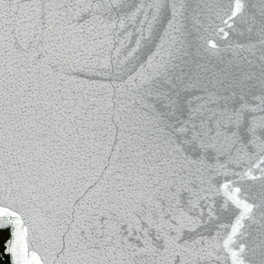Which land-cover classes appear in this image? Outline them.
I'll list each match as a JSON object with an SVG mask.
<instances>
[{
  "label": "snow or ice",
  "instance_id": "obj_1",
  "mask_svg": "<svg viewBox=\"0 0 264 264\" xmlns=\"http://www.w3.org/2000/svg\"><path fill=\"white\" fill-rule=\"evenodd\" d=\"M0 264H264V0H0Z\"/></svg>",
  "mask_w": 264,
  "mask_h": 264
},
{
  "label": "water",
  "instance_id": "obj_2",
  "mask_svg": "<svg viewBox=\"0 0 264 264\" xmlns=\"http://www.w3.org/2000/svg\"><path fill=\"white\" fill-rule=\"evenodd\" d=\"M4 247H3V239H0V255L3 254Z\"/></svg>",
  "mask_w": 264,
  "mask_h": 264
}]
</instances>
